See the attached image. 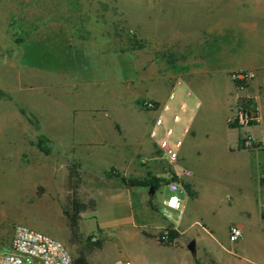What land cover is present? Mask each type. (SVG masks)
Masks as SVG:
<instances>
[{"label": "rangeland", "instance_id": "obj_1", "mask_svg": "<svg viewBox=\"0 0 264 264\" xmlns=\"http://www.w3.org/2000/svg\"><path fill=\"white\" fill-rule=\"evenodd\" d=\"M39 33L49 35L52 44L69 45L54 47L69 52L74 69L70 73L79 77L77 84L72 81L50 85L54 92L67 87L71 90L77 86L80 90L93 86L89 90L97 94L96 90L100 91L99 86L104 84L129 104L134 102L157 110L162 106L160 103L167 102L171 110L165 118L167 130L173 131L169 138L173 145L184 143L186 138L185 128L193 110V83L201 90L215 93L208 99L220 101L219 97L223 99L220 94L227 92L231 97L229 124L236 126L240 108L258 118L242 128L261 131L260 136L243 135L252 137L258 146L246 150L261 152L251 165L255 174L259 172V165L264 163V0H0L2 79L9 81V73L16 72L27 87L42 85L36 79L39 75H35L39 71L29 63L19 65L14 57L20 45ZM241 71L256 75L244 87L237 86L234 80V75ZM229 82L234 85L230 91ZM170 93L175 94L174 100H169ZM101 102L98 104L103 105ZM184 102L188 108L181 110ZM95 104L77 103L82 107H96ZM108 108L104 105L99 109L106 113ZM175 114L180 116V122H175ZM218 115L215 120L220 124L223 116ZM165 130L159 129L156 140L165 138ZM30 133L24 150L28 153L21 158L17 157L23 149L21 142L8 141L1 132L0 161H6L0 166V230L3 236H8L14 234L17 225H26L65 244L76 259L87 247L71 241L63 207L77 182L72 185L67 182L64 156L55 150L47 156L42 153L38 145L44 140V133L38 130L36 140ZM36 144L37 153H30V145ZM185 144L188 148L193 138L189 137ZM44 145L47 146L45 140ZM187 153L193 159V149H187ZM26 174L36 178L30 179ZM172 195L166 185L158 192L163 215L168 212L163 201ZM170 212L173 222L178 213ZM129 215L124 208L102 206L98 219L99 227L106 230L104 235L100 234L96 220L89 217L84 220L81 230L88 235L84 236L95 235L90 243H102L101 249L96 248L88 255L89 264H123L131 258L138 239L129 243L120 228L129 233L134 231L127 222L129 217L125 218ZM137 224L145 225L142 220ZM34 262L27 259L25 264Z\"/></svg>", "mask_w": 264, "mask_h": 264}, {"label": "crops", "instance_id": "obj_2", "mask_svg": "<svg viewBox=\"0 0 264 264\" xmlns=\"http://www.w3.org/2000/svg\"><path fill=\"white\" fill-rule=\"evenodd\" d=\"M50 41L53 40L49 35L39 33L15 50L14 57L19 65L29 63L39 71L35 75H39L36 79L41 86L27 87L25 80L16 72L13 75L9 73V81L0 76V137L2 132L8 141H20L23 149L17 157L22 158L28 153L24 152L27 135L31 138L32 131L36 140L40 130L50 150L48 155L55 150L64 156L67 182L71 165L78 164L81 177L79 200L96 203L94 211L80 215L81 234L88 236L81 230L88 217L96 220L101 235L106 234V230L99 227L98 213L102 206L109 204L129 212L125 218L129 217L127 222L134 231L129 233L124 227L120 228L124 229L123 235L129 243L138 239V246L125 262L264 264V163L262 161L259 172L255 174L256 170L251 168L252 159L261 152L240 146L244 134L260 136L261 131L259 128L239 129L229 125L230 95L222 92L220 101L208 99L215 93L201 90L193 83L190 124L185 128L184 143L179 141L182 146L178 160L172 164L164 158L160 146L167 133L164 139L156 140L159 129L168 128L165 114L171 110L169 104L160 103L162 106L157 110L140 107L134 102L129 104L120 100L111 86L104 84L99 86L100 91L96 90L97 94L89 90L93 86H84L81 91L75 86L71 90L67 87L54 92V83L73 81L77 84L79 77L70 73L74 69L69 52L54 47L69 45L52 44ZM55 51L61 53L55 56ZM233 87L232 83L227 84L228 91ZM174 99L175 94L170 93L169 100ZM88 101L97 102V106L77 105ZM101 101L103 105L98 104ZM104 105L109 106L106 113L99 109ZM186 108L188 103L184 102L181 110ZM218 114L223 116L220 124L215 120ZM159 119L164 120L162 125H157ZM180 120L179 116V121L175 122ZM189 137L193 138V144L187 148L185 143ZM36 146L30 145V153H37ZM189 148L193 149V159L187 153ZM3 162L0 161V166ZM25 176L36 178L32 174ZM151 178L180 183L182 191L178 195L185 213L182 216L178 214L175 221L161 213L157 198L160 188L167 182L161 183L154 195L150 194L151 187L129 183L130 180L146 182ZM139 220L145 224L143 227L138 226ZM170 225L179 237L172 245L163 244L157 237L160 235L158 231ZM233 226L243 232V238L237 243L230 240ZM13 237V232L3 236L0 230V252L11 251ZM192 242L195 244L193 252L188 248Z\"/></svg>", "mask_w": 264, "mask_h": 264}, {"label": "built area", "instance_id": "obj_3", "mask_svg": "<svg viewBox=\"0 0 264 264\" xmlns=\"http://www.w3.org/2000/svg\"><path fill=\"white\" fill-rule=\"evenodd\" d=\"M255 76V73L252 71H241L234 75V80L237 82L238 86L244 87V85L251 81ZM148 106L151 107V105ZM255 119L258 120V118H254L249 111L240 108L235 121L243 127L249 125ZM174 120L179 121V116H175ZM163 123V119L157 121V125H162ZM172 134V130L167 131V137L160 143V146L164 158L170 163L175 164L178 160L179 150L182 143L179 142L177 145H173L169 141ZM244 139L245 149L254 148V140L252 137L248 136L244 137ZM186 175H190V173L186 172ZM166 186L173 195L170 196L169 199L163 201L164 207L168 210H174L182 216L185 213V207L178 195L182 191L180 183L169 180ZM165 216L169 220L172 218V215L168 212ZM166 229L167 228H165L162 233L163 244L172 245L175 242L169 243V231ZM242 238V230L237 226H233L230 229L231 242L237 243ZM27 259L39 262L40 264H74V258L65 244L43 232L31 229L26 225H17L14 230L11 251L8 253L0 252V264H25ZM123 264L131 263L125 262Z\"/></svg>", "mask_w": 264, "mask_h": 264}, {"label": "trees", "instance_id": "obj_4", "mask_svg": "<svg viewBox=\"0 0 264 264\" xmlns=\"http://www.w3.org/2000/svg\"><path fill=\"white\" fill-rule=\"evenodd\" d=\"M237 86H238V84H237ZM229 125L232 126L233 128H238V127H239V129L242 128V126H240L238 122H236V126L235 125L233 126L232 124H229ZM44 140L41 139L39 141L38 146L43 153L48 155L50 153L49 152L50 150L48 149V147H46L44 145ZM244 142H245V139L241 138L240 139V146L242 149H245L244 148ZM257 147L258 146L254 143V148H257ZM78 167H79L78 164L77 165H71V167H70L69 184L72 185V183L76 181L77 186L73 187V189L71 190V195L68 198L67 203L63 207V214L67 218L68 224L70 226L71 241L74 243H84V244H86L85 246L87 247V251H84V250L81 251L79 253L78 258L74 259V264H89L88 255L90 253H92L93 250L96 248L101 249L102 243L101 242L90 243L92 241V239L96 238V236L93 235V236L86 238L80 232V227H79V223L81 220L80 215L82 213L87 212V211H94L96 209V203L94 201H90L89 203H83L79 200L78 185H80V183H81V177L79 174V168ZM121 180L125 183L128 182L125 178H121ZM166 182L167 181H165V180H159V179H154V178L153 179L151 178L150 180H148L146 182H138L135 180L129 181V183L134 184L136 186L154 187L155 189L158 188L161 183L165 184ZM262 183L264 185V178L262 180ZM263 216H264V213H263ZM166 230L169 231V243L174 242V240L177 237H179V233L177 231L173 230L171 225L168 226ZM157 237L161 243H164L162 240L163 234H160ZM197 264H201V263L198 261Z\"/></svg>", "mask_w": 264, "mask_h": 264}, {"label": "water", "instance_id": "obj_5", "mask_svg": "<svg viewBox=\"0 0 264 264\" xmlns=\"http://www.w3.org/2000/svg\"><path fill=\"white\" fill-rule=\"evenodd\" d=\"M150 194L151 195H154L155 194V188L154 187H151L150 188ZM194 247H195V244L192 242L189 246H188V248L193 252L194 251Z\"/></svg>", "mask_w": 264, "mask_h": 264}]
</instances>
